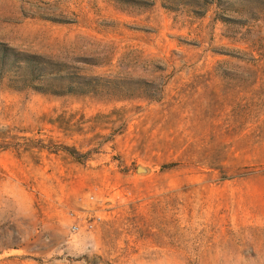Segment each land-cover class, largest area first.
<instances>
[{"label": "rangeland", "instance_id": "obj_1", "mask_svg": "<svg viewBox=\"0 0 264 264\" xmlns=\"http://www.w3.org/2000/svg\"><path fill=\"white\" fill-rule=\"evenodd\" d=\"M0 44L98 85L0 83V264H264V0H0Z\"/></svg>", "mask_w": 264, "mask_h": 264}, {"label": "trees", "instance_id": "obj_2", "mask_svg": "<svg viewBox=\"0 0 264 264\" xmlns=\"http://www.w3.org/2000/svg\"><path fill=\"white\" fill-rule=\"evenodd\" d=\"M68 76L64 65L0 44V83L7 80V86L14 91L31 90L38 94L74 96L88 95L89 88L96 89L98 86L91 82L92 79L80 83ZM80 78L78 76L76 79Z\"/></svg>", "mask_w": 264, "mask_h": 264}, {"label": "built area", "instance_id": "obj_3", "mask_svg": "<svg viewBox=\"0 0 264 264\" xmlns=\"http://www.w3.org/2000/svg\"><path fill=\"white\" fill-rule=\"evenodd\" d=\"M87 227L92 228V227H93V224H91V223H87ZM79 229H80L79 226H75V227L73 228L74 231H78Z\"/></svg>", "mask_w": 264, "mask_h": 264}]
</instances>
